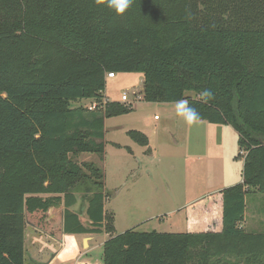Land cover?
Returning <instances> with one entry per match:
<instances>
[{
  "label": "trees",
  "instance_id": "1",
  "mask_svg": "<svg viewBox=\"0 0 264 264\" xmlns=\"http://www.w3.org/2000/svg\"><path fill=\"white\" fill-rule=\"evenodd\" d=\"M126 72L142 75L146 102L186 99L199 121L236 132L242 181L221 192V232L110 234L102 170L70 155H103L105 119L132 110L105 102V77ZM254 193L264 195V0H133L119 16L95 0H0V264H25L26 216L61 206L65 235L109 234L102 264H264V234L241 227Z\"/></svg>",
  "mask_w": 264,
  "mask_h": 264
},
{
  "label": "rangeland",
  "instance_id": "2",
  "mask_svg": "<svg viewBox=\"0 0 264 264\" xmlns=\"http://www.w3.org/2000/svg\"><path fill=\"white\" fill-rule=\"evenodd\" d=\"M114 75L105 77L103 95L108 102L126 106L121 101L123 92L137 93L141 100L128 113L105 119L102 156L80 153L70 157L79 165L90 163L102 170L105 190L110 194L105 213L112 217V236L127 230L185 232L184 222L192 204L214 191L241 183L244 157L237 134L229 125L198 121L189 126L176 115L175 103H149L142 99L140 73ZM185 96L192 98L194 94L187 92ZM81 105L87 107L88 102L78 100L70 104L72 108ZM129 131L143 134L147 146L136 143ZM208 204L205 199L201 206L206 208ZM85 206L86 202L78 200L74 209L83 213L86 222ZM57 209L55 216L60 218L63 207ZM245 214L249 223L264 222V195H247ZM26 217L24 261L39 264L58 248L60 234L58 229L50 235L41 232L46 230L47 214ZM108 236L71 235L65 241L71 244V240H76L80 244L81 262L102 264V244ZM68 255L69 251L62 258Z\"/></svg>",
  "mask_w": 264,
  "mask_h": 264
},
{
  "label": "crops",
  "instance_id": "3",
  "mask_svg": "<svg viewBox=\"0 0 264 264\" xmlns=\"http://www.w3.org/2000/svg\"><path fill=\"white\" fill-rule=\"evenodd\" d=\"M114 78V77H113ZM156 119L157 117L154 116ZM242 181V180H241ZM215 193L211 194L208 197L203 198L202 200L194 203L189 207V211L185 218L184 228L186 233L190 234H201V233H219L222 230V201H221V190L214 191ZM205 199H208V206L203 208L201 205ZM210 203H212L210 205ZM59 208V207H57ZM50 208L46 214V230L44 229L41 232L50 233L58 229L60 234V244L57 249L54 251V257L49 261L48 264H86L79 260V257L82 255V250L80 244L76 240H71V244H67L65 241L66 238H69L71 235H65L62 232V215L60 218L55 216L58 209ZM62 213V212H61ZM34 215V214H33ZM246 215V214H245ZM30 216V215H28ZM257 223V225L255 224ZM248 222L245 218L241 227L246 231L253 234H264V222ZM251 228L250 231H247V228ZM73 236V235H72ZM107 239V237H106ZM105 239V240H106ZM53 241H56L55 237L52 238ZM83 248V247H82ZM69 251L67 258L63 259V255Z\"/></svg>",
  "mask_w": 264,
  "mask_h": 264
},
{
  "label": "clouds",
  "instance_id": "4",
  "mask_svg": "<svg viewBox=\"0 0 264 264\" xmlns=\"http://www.w3.org/2000/svg\"><path fill=\"white\" fill-rule=\"evenodd\" d=\"M95 3L106 6L119 16L123 15L131 7L133 0H95ZM213 95L210 90L204 89L200 93V99L206 103L213 98ZM175 112L189 126L197 123L201 119L199 112L190 106L186 99L175 102Z\"/></svg>",
  "mask_w": 264,
  "mask_h": 264
},
{
  "label": "built area",
  "instance_id": "5",
  "mask_svg": "<svg viewBox=\"0 0 264 264\" xmlns=\"http://www.w3.org/2000/svg\"><path fill=\"white\" fill-rule=\"evenodd\" d=\"M115 75L113 73H108L106 75V77L108 78H113ZM141 100V96H139V94L137 95V93H133L132 95L128 94L127 92H123L121 94V101L128 105V106H133V104L136 102V101H140ZM107 100L105 99V102ZM96 107V104L95 103H92V104H89L88 105V109L89 110H93L94 108ZM242 155H244L243 152H241Z\"/></svg>",
  "mask_w": 264,
  "mask_h": 264
},
{
  "label": "water",
  "instance_id": "6",
  "mask_svg": "<svg viewBox=\"0 0 264 264\" xmlns=\"http://www.w3.org/2000/svg\"><path fill=\"white\" fill-rule=\"evenodd\" d=\"M53 255H54V252L51 253V256H50V258H49L48 260H46V261H44V262H39V264H48L49 261L54 257ZM34 264H37V262H34Z\"/></svg>",
  "mask_w": 264,
  "mask_h": 264
}]
</instances>
